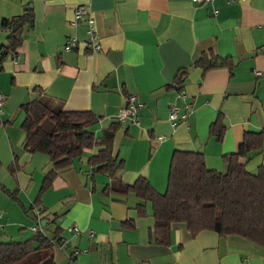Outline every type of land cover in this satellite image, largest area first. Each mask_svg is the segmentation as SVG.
<instances>
[{
    "label": "crops",
    "instance_id": "crops-1",
    "mask_svg": "<svg viewBox=\"0 0 264 264\" xmlns=\"http://www.w3.org/2000/svg\"><path fill=\"white\" fill-rule=\"evenodd\" d=\"M80 6L86 14L74 23ZM19 16L25 19L14 49L3 22ZM203 53L228 65L203 70L194 64ZM0 92L1 241L35 232L31 208L51 162L24 149L18 108L38 97L53 110L93 113L98 144L42 194L47 218L40 224L64 244L37 252L55 264H264V245L208 229L192 236L184 222L171 224L168 243L155 242L151 203L105 190L117 183L97 170L105 154L122 162L123 184L142 177L163 194L175 150L201 152L209 169L222 171L223 156L237 151L246 131L264 133V0H0ZM130 95L138 99V123H121L115 117ZM174 106L178 116L170 120ZM218 113L221 140L209 133ZM261 160L246 161L247 170Z\"/></svg>",
    "mask_w": 264,
    "mask_h": 264
},
{
    "label": "trees",
    "instance_id": "trees-1",
    "mask_svg": "<svg viewBox=\"0 0 264 264\" xmlns=\"http://www.w3.org/2000/svg\"><path fill=\"white\" fill-rule=\"evenodd\" d=\"M24 19L19 16L3 22L9 31L7 40L11 48L15 49L19 43L20 21ZM228 61L213 53H203L194 64L207 70L228 65ZM182 76L183 73L179 72L177 84L182 82ZM18 111L23 114L20 127L24 132V149L29 153H44L51 162L50 168L45 171L35 207L31 208L37 227L47 218L43 216L44 210L38 204L53 178L69 169L73 160L85 150L98 144L92 131L96 117L88 110H53L38 97L22 103ZM209 133L218 140L222 139L221 113L211 122ZM103 143L106 148L107 140ZM263 144L262 131H246L237 151L223 156L225 169L222 171L209 169L201 152L175 150L169 165L167 188L163 194L156 192L142 177H138L132 185L123 184L120 180L122 162L108 159L105 154H98L100 166L97 170L107 173L117 183L115 189L106 187L105 190L133 192L142 201L151 203L155 220L153 238L157 243H168L171 224L184 222L192 236L208 229L220 236L236 234L264 245ZM256 155L262 156L261 163L255 171L247 170L245 162ZM102 156L105 158L103 162L100 160ZM15 171L13 166L11 173ZM4 191L13 195L7 189ZM137 208L144 213V204L139 203ZM37 211L42 215L40 218ZM44 226L40 224V228L24 240H0V264H55L51 254L37 250L40 246L46 251L53 246L60 247L64 244V238L58 234L47 236Z\"/></svg>",
    "mask_w": 264,
    "mask_h": 264
},
{
    "label": "built area",
    "instance_id": "built-area-1",
    "mask_svg": "<svg viewBox=\"0 0 264 264\" xmlns=\"http://www.w3.org/2000/svg\"><path fill=\"white\" fill-rule=\"evenodd\" d=\"M195 2H207L209 0H193ZM86 14V10L84 9L83 6L78 7L75 10V17H74V23L78 22L79 19L82 18V16ZM94 21L93 19L89 20V25H88V38H89V47L90 49L96 50L98 48V40L97 36L93 34L91 31L93 29ZM71 47L70 43L66 45V49H69ZM257 75L260 74V72H256ZM6 100V97L3 93L0 92V107L4 104ZM139 103L136 95H130L127 98V101L125 105H123L120 108L119 113L116 115L115 119L121 123H125L127 120H131L133 123H138L136 116H137V109H138ZM187 107H185L186 109ZM186 113H183L181 116L184 117ZM178 116V107L174 106L170 109L169 113V119L170 120H175ZM39 218L42 216L39 214L37 211ZM40 221V220H39ZM38 228H40V224L36 227L34 226L32 228V231H36ZM73 231L77 232L78 228L76 226L73 227Z\"/></svg>",
    "mask_w": 264,
    "mask_h": 264
},
{
    "label": "rangeland",
    "instance_id": "rangeland-1",
    "mask_svg": "<svg viewBox=\"0 0 264 264\" xmlns=\"http://www.w3.org/2000/svg\"><path fill=\"white\" fill-rule=\"evenodd\" d=\"M22 118H23V114H22ZM22 118H21V121H22ZM21 121H20V123H21ZM31 233H33V231H31ZM58 248H59L58 246H53V251H58Z\"/></svg>",
    "mask_w": 264,
    "mask_h": 264
}]
</instances>
